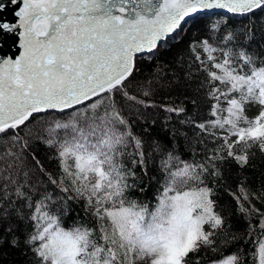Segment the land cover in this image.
Masks as SVG:
<instances>
[{"label": "snow or ice", "instance_id": "snow-or-ice-1", "mask_svg": "<svg viewBox=\"0 0 264 264\" xmlns=\"http://www.w3.org/2000/svg\"><path fill=\"white\" fill-rule=\"evenodd\" d=\"M7 2L22 6L15 12L18 23L0 17V33L19 29L22 51L15 58L0 59V199H9L13 192L26 197L24 188L33 170L28 167V155L34 167L43 170L34 152L26 154L31 142L55 144L72 190L85 199L100 225L65 229L57 217L42 211V202L33 219L47 223L30 237L40 241L36 254L42 264H188L189 254L212 245L216 230L224 228L225 220L215 210L213 190L203 180L205 174L219 175L214 161L224 156H209L207 163H188L169 153L164 162L165 186L155 207L149 209L147 204L128 199L126 193L136 187L129 181L138 179L133 169L137 165L144 168L146 153L144 142L131 132L124 108H132L130 101L145 108L153 106L131 95L129 88L134 86L144 97H151L155 87L165 86L158 80L133 84L136 59H154L159 46L201 10L221 8L248 15L264 9V0ZM5 7V0H0V13ZM248 30L251 40L253 30ZM202 45L208 52L216 51L207 41ZM259 48L264 52V43ZM222 54L219 62L208 56L211 69L201 61L208 82L219 83L208 93L216 101L211 113L216 118L196 127L223 130L220 136L209 132L223 141L214 151L243 165L248 156L236 154V145L251 147V141L264 150V56L246 49L222 50ZM233 57L241 61L238 66ZM249 103L260 106L254 118L245 114ZM161 107L166 112H184L182 107ZM229 137L235 139L229 142ZM129 145L135 148L130 154L133 167L122 160L129 155ZM154 150L159 151V145ZM69 159L74 161L71 167ZM172 161L179 166L170 169ZM233 196L241 212L258 211L241 203L249 200L247 190L241 188ZM258 256L264 264V242L259 244ZM239 260L238 255H230L222 264H239Z\"/></svg>", "mask_w": 264, "mask_h": 264}, {"label": "trees", "instance_id": "trees-1", "mask_svg": "<svg viewBox=\"0 0 264 264\" xmlns=\"http://www.w3.org/2000/svg\"><path fill=\"white\" fill-rule=\"evenodd\" d=\"M213 24L218 26L213 29ZM250 27L254 37L251 40L248 38ZM203 41H207L216 51H206ZM262 43L264 9L248 15L201 12L188 19L180 30L168 38L166 44H161L154 59L139 56L136 59V71L131 78L133 84L158 80L165 86L155 87L151 97H144L134 86L129 88L131 95L153 106L145 108L130 101L132 108H124L131 132L144 142L146 153L144 168L137 165L133 169L138 179L129 181L135 183L136 187L126 193L128 199L147 204L149 209L155 207L165 186L167 172L164 162L168 160L169 153L188 163H207L209 156H224V159L214 161L219 175L205 174L203 180L213 190L215 210L224 218L225 225L222 230H216L212 245L202 246L198 252L189 254L188 264H210L230 255H238L239 264H260L259 244L264 241V228L261 227L264 223V216L261 215L264 214V150L251 141V147L236 145V154L248 156L247 164L241 165L226 153H216L214 150L223 141L209 134L213 131H202L196 125L213 118L212 105L216 101L208 93L219 83L208 82V72L201 61L211 69L213 62L208 60V56L215 57V62H219L223 59L222 50L229 49L234 52L246 49L264 56L259 48ZM233 59L234 66L241 63L235 57ZM161 106L182 107L184 112H166ZM215 133L217 136L222 134ZM41 135L48 138L47 133ZM155 145H159V151L154 150ZM134 151V146L129 145L126 149L129 155L122 157L128 167H133L130 154ZM33 152L43 170L35 168L31 155H28V167L33 170L28 186L24 188L26 197H17L13 192L10 202L9 199H0V264H42L36 254L40 241L30 240L38 226L47 223L33 219V216L39 215L36 208L42 202L45 205L42 211L57 217L65 229L80 225L89 228L100 226L85 199L77 197L72 190L71 177L64 173L58 155L59 147L32 141L26 154ZM68 164L71 167L69 160ZM175 166L179 165L172 161L169 168ZM64 188L69 191H63ZM241 188L247 190L249 195V200H242L241 203L249 210L257 209V212L249 214L240 211L233 193L239 195ZM205 230H210L208 225H205ZM232 236L236 239L233 240Z\"/></svg>", "mask_w": 264, "mask_h": 264}, {"label": "water", "instance_id": "water-1", "mask_svg": "<svg viewBox=\"0 0 264 264\" xmlns=\"http://www.w3.org/2000/svg\"><path fill=\"white\" fill-rule=\"evenodd\" d=\"M5 3H6V7L3 10V12L0 13V17H2L4 21H7L9 23H18L19 18L15 15V12L19 10V7L22 6V3H19L18 5H13L11 3H8L7 0H5ZM215 11H219V12L223 11L225 13H231L227 9L213 8V9L201 10L198 13L193 14L191 17L201 12L213 13ZM191 17L187 18V20L190 19ZM185 22H183L182 26L185 24ZM19 31L20 30L17 29L15 33H7V34L0 33V59L8 58V57L15 58L20 54L22 49L20 48V39L18 35Z\"/></svg>", "mask_w": 264, "mask_h": 264}, {"label": "rangeland", "instance_id": "rangeland-1", "mask_svg": "<svg viewBox=\"0 0 264 264\" xmlns=\"http://www.w3.org/2000/svg\"><path fill=\"white\" fill-rule=\"evenodd\" d=\"M221 107H226V105L225 104H222ZM259 111H260V106L258 104L249 103V104L245 105V114L249 118H254L259 113ZM218 115H226V113H219ZM215 118L216 117L213 116L212 119H209L207 121L214 120ZM207 121H205L203 123H206ZM242 126H244V125H242ZM208 131L223 133V130H221V129H213V128H210V127H209ZM234 139H235V137H229V142H231ZM69 163L72 165L74 163V161L72 159H69ZM223 260L224 259L219 260V261H216V262H212L210 264H222V261Z\"/></svg>", "mask_w": 264, "mask_h": 264}, {"label": "bare ground", "instance_id": "bare-ground-1", "mask_svg": "<svg viewBox=\"0 0 264 264\" xmlns=\"http://www.w3.org/2000/svg\"><path fill=\"white\" fill-rule=\"evenodd\" d=\"M222 13H223V11H221ZM213 13H219V11H215V12H213Z\"/></svg>", "mask_w": 264, "mask_h": 264}]
</instances>
